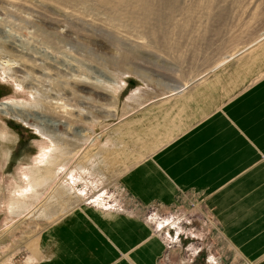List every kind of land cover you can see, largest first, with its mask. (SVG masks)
<instances>
[{
	"label": "rangeland",
	"instance_id": "374dc122",
	"mask_svg": "<svg viewBox=\"0 0 264 264\" xmlns=\"http://www.w3.org/2000/svg\"><path fill=\"white\" fill-rule=\"evenodd\" d=\"M231 59L239 60L203 77ZM263 74L264 0H0V264L49 257L39 250L41 231L98 196L157 228L182 210L192 223L182 219L181 232L208 231L194 194L175 207L142 206L121 190V175L162 138L141 111L188 87L207 88L215 103ZM51 144L70 165L64 192L6 225L8 187L25 191L34 176L26 166L46 175L38 158L55 153ZM185 235L184 248L202 246ZM181 253L173 263L184 262Z\"/></svg>",
	"mask_w": 264,
	"mask_h": 264
},
{
	"label": "crops",
	"instance_id": "0c3cea01",
	"mask_svg": "<svg viewBox=\"0 0 264 264\" xmlns=\"http://www.w3.org/2000/svg\"><path fill=\"white\" fill-rule=\"evenodd\" d=\"M234 60L239 59L203 77ZM206 89L188 87L146 104L141 113L147 114L148 124L160 125L162 138L155 136L152 143L157 146L121 175L120 187L142 206L175 207L194 194L195 208L206 215L197 222L208 231L181 232V220L189 223L192 218L182 210L170 212L157 228L134 210L106 207L98 196V205L77 206L46 226L38 246L49 257L33 261L29 253V264H175L173 258L182 250L186 258L181 264H264V74L215 103L204 94ZM49 149L55 153L38 158L46 175L37 177L39 167L26 166L23 173L34 176L25 191L9 186L15 193L7 204L10 219L15 220V213L49 206L48 198L64 192L70 165L61 162L59 149L52 144ZM80 173L75 166L71 174ZM210 225H216L218 233ZM176 226L178 233L171 230ZM182 234L200 240L202 246L184 248ZM198 256L203 261H197Z\"/></svg>",
	"mask_w": 264,
	"mask_h": 264
},
{
	"label": "bare ground",
	"instance_id": "6f19581e",
	"mask_svg": "<svg viewBox=\"0 0 264 264\" xmlns=\"http://www.w3.org/2000/svg\"><path fill=\"white\" fill-rule=\"evenodd\" d=\"M149 1V0H148ZM152 3H154V2H152ZM156 7V6H155ZM154 8V7H153ZM151 10V6H150V4L148 3V11H150ZM179 87V86H178ZM177 90V89H176ZM6 104L7 103H9V102H5ZM9 106V105H8ZM60 178H62V176H59ZM32 188H34V187H36V185H30ZM1 187V186H0ZM10 189H8V191H9V193H12V194H15L14 192H13V190L11 189V187H9ZM22 213H20L19 215H21ZM9 221H12L13 223L16 221V220H12V219H10ZM10 224H12V223H9V224H7L6 223V225H10Z\"/></svg>",
	"mask_w": 264,
	"mask_h": 264
}]
</instances>
